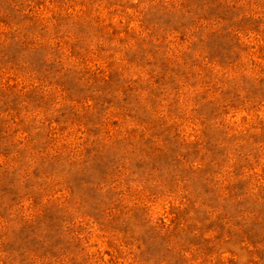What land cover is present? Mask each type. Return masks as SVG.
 I'll use <instances>...</instances> for the list:
<instances>
[{"label":"rangeland","instance_id":"rangeland-1","mask_svg":"<svg viewBox=\"0 0 264 264\" xmlns=\"http://www.w3.org/2000/svg\"><path fill=\"white\" fill-rule=\"evenodd\" d=\"M0 264H264V0H0Z\"/></svg>","mask_w":264,"mask_h":264}]
</instances>
